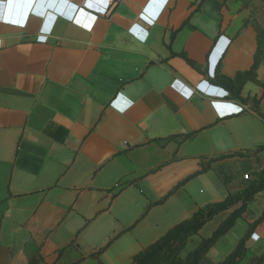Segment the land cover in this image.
I'll use <instances>...</instances> for the list:
<instances>
[{
  "label": "crops",
  "instance_id": "0c3cea01",
  "mask_svg": "<svg viewBox=\"0 0 264 264\" xmlns=\"http://www.w3.org/2000/svg\"><path fill=\"white\" fill-rule=\"evenodd\" d=\"M248 18L239 0H0V264H130L241 190L242 170L264 166L244 155L264 144V121L209 79L252 67ZM241 95L264 112L263 87ZM214 101L246 109L224 115ZM263 209L264 191L205 261H222ZM247 248L240 264L264 252V221Z\"/></svg>",
  "mask_w": 264,
  "mask_h": 264
},
{
  "label": "trees",
  "instance_id": "16d2710c",
  "mask_svg": "<svg viewBox=\"0 0 264 264\" xmlns=\"http://www.w3.org/2000/svg\"><path fill=\"white\" fill-rule=\"evenodd\" d=\"M204 0H201L203 2ZM227 0H224L226 3ZM252 23L257 33V50L254 55V63L250 69L240 70L233 77L223 74L220 67L216 69L214 78H210L209 82L213 85L220 86L229 92L230 99H238L244 103L251 102L252 110L264 121V112L259 108V100L257 98H244L241 93L245 84L252 81L264 88V81L258 77V69L264 63V26L258 22H250L249 18L245 25ZM188 24L186 21L184 25ZM176 32L172 34L174 38ZM184 56V54H179ZM186 60L194 68L201 70L200 66L192 59ZM194 136L192 134H183L180 136L185 141ZM173 137L166 138L169 140ZM262 153L264 155V144L255 147L253 154ZM225 156L211 158L205 161L202 158L201 169L184 181H187L199 174L205 173L211 169V162L218 161ZM254 178L249 180L246 185L239 191L230 193L225 199L219 202L209 203L205 207L200 208L192 217L187 218L173 227L158 240L151 243L140 252L135 254L130 264H205V258L210 249L225 236L242 218L250 202L256 195L264 191V166L256 171ZM184 184L182 182L180 185ZM171 191L168 196L172 193ZM154 204H151L153 206ZM227 212V216L220 222L217 228L209 237L202 238L195 246H191V240L198 235L201 229L211 221L215 216ZM264 221V209L259 218L253 222H249L243 236L239 239L236 246L226 255V257L217 264H240L247 257V241L255 232L257 226ZM264 252L260 255H253L249 258L248 264H263ZM27 264H44L41 254L34 255Z\"/></svg>",
  "mask_w": 264,
  "mask_h": 264
},
{
  "label": "rangeland",
  "instance_id": "374dc122",
  "mask_svg": "<svg viewBox=\"0 0 264 264\" xmlns=\"http://www.w3.org/2000/svg\"><path fill=\"white\" fill-rule=\"evenodd\" d=\"M239 1H240V5L244 6L246 8V11L249 13L250 22H255L256 21V22H258V23H260L261 25L264 26V0H239ZM253 152L254 151H252V153L246 152L244 155L250 157L253 154ZM256 167L257 166H255L254 168H256ZM255 172H256V170L254 172H250L251 176L249 177V179H245L244 178V174L248 173V170H242V176H243V180L245 181V185H246V183L249 180L254 178V176H255L254 173ZM214 226H215L214 223L209 225V227L207 229H205L204 234H206V232L209 230V228H212ZM238 231H240V227H237V229H235V232H233V236L234 237L236 236ZM196 236H198V235H196ZM199 237H200V235H199ZM196 239H198V238H196ZM191 246H192V243H191V245L189 247H191ZM250 257H248L247 261H245V262H247L246 264H248V260H249ZM205 264H208V263L205 261ZM242 264H245V263H242Z\"/></svg>",
  "mask_w": 264,
  "mask_h": 264
},
{
  "label": "built area",
  "instance_id": "2783aa9c",
  "mask_svg": "<svg viewBox=\"0 0 264 264\" xmlns=\"http://www.w3.org/2000/svg\"><path fill=\"white\" fill-rule=\"evenodd\" d=\"M67 13H70V12H67ZM72 20H74V16H73ZM213 104L216 106L217 110L224 115L239 114L246 109L244 105L234 104V103H230V102L214 101ZM223 107H233L234 109L233 110H224ZM250 176H251V174L249 172L244 174L245 179H249Z\"/></svg>",
  "mask_w": 264,
  "mask_h": 264
},
{
  "label": "snow or ice",
  "instance_id": "6c2138e0",
  "mask_svg": "<svg viewBox=\"0 0 264 264\" xmlns=\"http://www.w3.org/2000/svg\"><path fill=\"white\" fill-rule=\"evenodd\" d=\"M160 2H163V0H160Z\"/></svg>",
  "mask_w": 264,
  "mask_h": 264
}]
</instances>
